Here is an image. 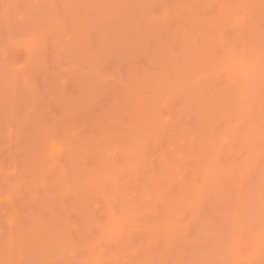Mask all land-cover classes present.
Instances as JSON below:
<instances>
[{
	"label": "rangeland",
	"instance_id": "374dc122",
	"mask_svg": "<svg viewBox=\"0 0 264 264\" xmlns=\"http://www.w3.org/2000/svg\"><path fill=\"white\" fill-rule=\"evenodd\" d=\"M0 264H264V0H0Z\"/></svg>",
	"mask_w": 264,
	"mask_h": 264
}]
</instances>
